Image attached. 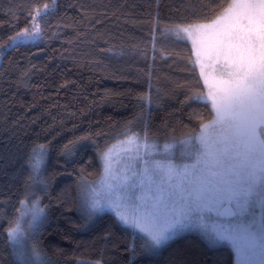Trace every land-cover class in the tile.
I'll list each match as a JSON object with an SVG mask.
<instances>
[{"label": "trees", "instance_id": "obj_1", "mask_svg": "<svg viewBox=\"0 0 264 264\" xmlns=\"http://www.w3.org/2000/svg\"><path fill=\"white\" fill-rule=\"evenodd\" d=\"M230 2L0 0V155L12 158L0 160V264L11 260L4 234L9 225L3 218L15 219L27 194V174L16 180L11 176L38 144L50 149L52 180L50 196L43 200L51 212L43 246L58 263L101 258L104 242L98 236L108 219L77 227L82 223L76 210L81 168L87 178H96L101 171L97 146L105 148L128 130L143 133L147 124L150 135L162 142L195 131L200 121L194 113L211 118L209 103L187 99L194 90L203 94L206 85L190 43L165 30L212 17ZM44 4L49 5L46 16ZM36 6L41 38L11 47V37L31 28ZM89 134L84 148L78 138ZM69 149L73 154L66 156ZM184 249L208 264L227 260L230 251H204L198 235L185 234L148 259L167 264ZM109 256L115 260L116 250L104 258Z\"/></svg>", "mask_w": 264, "mask_h": 264}, {"label": "snow or ice", "instance_id": "obj_2", "mask_svg": "<svg viewBox=\"0 0 264 264\" xmlns=\"http://www.w3.org/2000/svg\"><path fill=\"white\" fill-rule=\"evenodd\" d=\"M43 8L46 16L49 5ZM30 15L31 28L11 37V47L41 38L40 6ZM175 27L191 38L193 63L209 85L206 94L194 90L187 99L210 103L211 118L194 113L200 121L195 131L163 142L146 124L143 133H123L119 151L115 145L97 146L99 177L90 181L81 168L77 178L82 221L77 227H93L106 218L109 223L98 236L104 242L101 258L87 264H155L148 258L191 231L200 233L204 251L230 249L227 260L212 264H264V0H231L212 17ZM206 60L222 61L223 73L210 79ZM89 139L90 134L78 142L86 148ZM72 154V149L65 153ZM49 155L47 144L36 145L11 176L16 180L26 173L25 188L31 191L15 219L3 218L9 225L4 233L8 264H58L42 242L51 221L43 203L52 184ZM9 159L0 155L6 163ZM110 249L117 252L115 260L104 258ZM167 264L208 261L184 249Z\"/></svg>", "mask_w": 264, "mask_h": 264}, {"label": "rangeland", "instance_id": "obj_3", "mask_svg": "<svg viewBox=\"0 0 264 264\" xmlns=\"http://www.w3.org/2000/svg\"><path fill=\"white\" fill-rule=\"evenodd\" d=\"M165 32L168 33V34H171V35H173V36H175V37H178V38H180V39H184V40L188 41V42L190 43L191 47H192L193 54H194V59L196 60V50H195V47H194L193 44H192V40H191V38H189V37H188L185 33H183L182 31H178V30L176 29L175 26H171V27L166 28ZM196 65H197V67H198V69H199V64L197 63ZM205 68H206V71H207V73H208L210 79H211L213 76H219V75H221V74L223 73V71H224V66H223V62H222V61H221L220 63H216L214 60H206V61H205ZM208 90H209V85L206 84V85H205V91H204L203 94H206V93L208 92ZM209 104H210V103H209ZM210 107H211V105H210ZM123 139H124V136H123V137L116 138L115 140H113V141L109 144V146H111V145H115V147H116V151H119V150H120V145L117 144V141H118V140H123ZM162 142H163V141H162ZM100 166H101V162H100ZM100 172H101V171H100ZM99 175H100V174H99ZM99 175H98L96 178H93V179H89V178H87V179L90 180V181H92V180H96V179L99 177ZM28 191H31V190H30V189H27V192H28ZM78 202H79V201H78ZM20 211H21V208H19V212H20ZM19 212H18V215H19ZM89 228H90V227H89ZM185 234H196V235H198V236L202 239L200 233H199V232H196V231L186 232V233H183V234H181V235H185ZM181 235H179V236H181ZM177 237H178V236H177ZM170 242H171V241H170ZM170 242H169V243H170ZM165 247H166V246H165ZM161 251H162V250H161ZM233 259H234V256H233ZM58 264H63V263H58Z\"/></svg>", "mask_w": 264, "mask_h": 264}]
</instances>
